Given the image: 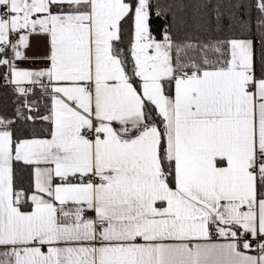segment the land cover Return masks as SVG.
Masks as SVG:
<instances>
[{
	"label": "snow or ice",
	"instance_id": "1",
	"mask_svg": "<svg viewBox=\"0 0 264 264\" xmlns=\"http://www.w3.org/2000/svg\"><path fill=\"white\" fill-rule=\"evenodd\" d=\"M184 7L0 0V264H264V0Z\"/></svg>",
	"mask_w": 264,
	"mask_h": 264
},
{
	"label": "trees",
	"instance_id": "2",
	"mask_svg": "<svg viewBox=\"0 0 264 264\" xmlns=\"http://www.w3.org/2000/svg\"><path fill=\"white\" fill-rule=\"evenodd\" d=\"M180 2L186 7L183 8L182 11L177 13L178 17H183L187 21V26L180 33L181 36L184 35L185 32L191 33L192 38L199 37L201 39H208L209 37L213 38H224L229 35H232V32L228 31V26L230 20L228 18V14L230 12L237 11L234 8H228L227 4L229 0H180ZM232 4L237 2L241 4H248L253 2V0H230ZM220 3L222 6L220 8L221 12V20L220 24L222 25L224 31L221 33H217L215 31L217 21L215 19V12L213 11L214 5ZM203 6V7H202ZM244 7L239 9V13L242 15L244 13ZM253 29H254V21H255V13H253ZM157 25L161 23V21H156ZM207 29V31H205ZM128 37L125 36V43H127ZM261 55V49L259 44L256 45V60H257V68H259V59ZM0 72H3V69H0ZM14 94L11 91L10 87L2 86V82H0V114H4L7 116H12L15 108ZM17 182L20 184H27L28 181V173L26 170L18 168L17 169Z\"/></svg>",
	"mask_w": 264,
	"mask_h": 264
},
{
	"label": "crops",
	"instance_id": "3",
	"mask_svg": "<svg viewBox=\"0 0 264 264\" xmlns=\"http://www.w3.org/2000/svg\"><path fill=\"white\" fill-rule=\"evenodd\" d=\"M47 53V44L44 39L33 38L31 40V47L27 50L26 54L33 57L31 61L21 62L23 67H42L44 62L41 59Z\"/></svg>",
	"mask_w": 264,
	"mask_h": 264
}]
</instances>
